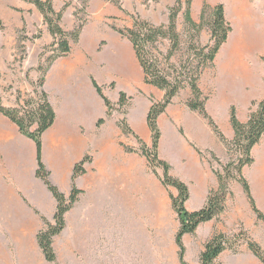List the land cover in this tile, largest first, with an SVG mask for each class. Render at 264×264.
<instances>
[{"label": "crops", "instance_id": "crops-1", "mask_svg": "<svg viewBox=\"0 0 264 264\" xmlns=\"http://www.w3.org/2000/svg\"><path fill=\"white\" fill-rule=\"evenodd\" d=\"M205 1L212 7L223 4L226 19L233 28L214 63L213 92L205 90L202 78L200 80L201 90L210 95L206 103L208 114L231 141L235 137L231 124L232 108H235L238 120L246 124L256 105L264 100V0H193L192 18L196 23L200 22ZM58 3L61 0H53L54 7ZM37 10L28 1L0 0V19L4 27L11 30L22 28L27 12L37 13ZM74 13L72 7L64 13L62 27L66 31L74 28ZM46 33L44 35L52 43V36ZM104 42L107 44L102 47ZM39 64L38 58L37 66ZM141 74L132 43L114 31L108 33L99 24H86L79 42L72 45L71 54L56 60L47 72L43 90L56 113L55 124L42 136V161L49 172V181L70 197L75 167L89 158L84 165L85 173L75 179L76 187L82 193L65 216V229L54 238L58 262L65 254L74 260L77 258L80 242L71 240V229L77 230L79 222L84 224L89 215L123 217L135 214L141 208L142 173L148 181L156 184L142 168L141 157L126 152L124 145L137 150L139 144L135 136L151 145L152 133L147 123L152 106L151 95H158L160 101L165 93L144 85L148 88L147 96L135 101L134 113L128 117L133 136L124 134L118 126L119 120L108 116V108L93 83L96 81L104 88L106 97L105 87L114 85L116 90L118 83L122 87L119 93L128 91L129 97H135L141 89ZM183 93L187 95L181 98ZM190 96L189 89L183 91L158 119L161 131L159 154L172 166L174 177L189 186L190 199L186 208L195 212L206 205L210 191L218 188L219 183L209 164L192 144L202 151L218 152V155L224 153L226 145L203 115L188 108L186 102ZM109 100L113 104L118 102ZM139 111L143 112L146 120L145 128L135 117ZM101 120L104 123L99 125ZM167 136L171 137L172 154L166 150ZM177 160L185 165L186 172L176 170ZM37 170L35 142L0 113V264H54L46 261L37 236L45 228L44 220L54 223L58 204L45 182L38 178ZM147 190L145 200L157 209L153 213L170 215L172 202L164 191L158 195L151 192L150 187ZM252 190L256 204L263 212L264 198L256 184ZM236 204L230 217L221 215L199 226L197 235L202 242L199 243L198 255L204 249L202 244L215 231L230 234L240 222L264 248V223L257 219L247 197L241 196ZM217 262L263 264L247 245L236 254L226 250Z\"/></svg>", "mask_w": 264, "mask_h": 264}, {"label": "trees", "instance_id": "trees-1", "mask_svg": "<svg viewBox=\"0 0 264 264\" xmlns=\"http://www.w3.org/2000/svg\"><path fill=\"white\" fill-rule=\"evenodd\" d=\"M35 5L44 17V23L47 25L50 35L53 37L52 44L45 50L41 57L49 51L53 53L39 65L38 71L44 72V78L39 82V99L30 98L24 104H19L18 108L5 107L0 100V113L8 117L20 129V132L33 140L37 147L38 170L37 176L42 179L57 200V211L54 217V223L45 222V228L38 233L37 240L43 251L46 261L50 263L57 262V254L54 250V238L60 235L66 227V214L74 207L82 193L77 189L75 179L85 173L84 165L89 161L86 157L82 162L76 165L73 177V189L70 197L62 194L58 188L49 181V172L42 161V136L56 122V113L49 102L48 95L44 92L43 86L45 77L52 64L72 52V45L80 40V35L84 24H80L72 31H66L62 27V20L65 10L71 3L64 5L61 11L54 9L53 0H24ZM90 0H84L87 5ZM114 4L124 11L122 0H112ZM193 0H176L175 5L170 8L168 24L155 26L139 16H132L133 25L125 31L113 28L122 37L128 39L133 47L142 68L145 85L157 88L165 93L160 102L152 101L147 123L152 132V146H147L140 138V154L146 157L152 172L160 179L163 186L169 191L174 188L177 191L175 196L169 192L174 211L178 216L179 229L175 236V243L179 249L178 256L181 264H188L185 259L186 247L184 237L194 235L199 226L203 223L218 219L226 211V201L229 195L228 183L236 179L242 186L253 212L257 215L259 221L264 222V213L258 208L253 197L250 183L243 176V169L254 163L252 155L253 149L260 144L264 138V100L259 102L255 111L251 113L250 119L246 124L241 123L236 115L235 108L231 111V124L235 131V137L228 142L212 117L206 110V103L210 95L204 94L200 88V80L207 68L214 66L216 57L222 47L228 42L232 33V25L226 19L225 8L223 4L212 7L205 1L200 22H194L192 18ZM186 10V11H185ZM185 11V12H184ZM184 14L186 26L188 27L189 43L185 46L182 37L178 31V18ZM1 29V28H0ZM204 30L210 33V42L205 46L199 43L200 35ZM164 42L170 43V48L166 53L162 52L160 46ZM187 50V59L179 64L173 60L179 52ZM264 61V58H263ZM98 94L104 100L108 108V116L112 115L113 104L105 96L104 88L96 81H93ZM189 89L190 98L186 105L191 111L200 113L206 118L213 127L215 133L227 145L229 153L232 156L229 164L223 169V173L214 171L218 178L219 188L211 190L206 205L195 212H190L186 208V203L190 199V190L185 182L174 177L171 174L172 167L169 163L161 159L159 146L161 131L158 126V119L164 114L167 108L173 103L182 91ZM39 91H36L38 93ZM127 94L120 92L119 105L123 107L127 101ZM101 120L99 125L103 124ZM124 134H133L126 121L119 124ZM126 152L137 153L136 150L124 146ZM199 152V151H198ZM202 155L201 152H199ZM236 154V157L235 155ZM163 170L159 175L157 169ZM247 246L253 254L264 264V250L253 239L247 241ZM226 250H233L228 236L221 232H215L204 245L200 255V264H220L218 258ZM238 253V251H232Z\"/></svg>", "mask_w": 264, "mask_h": 264}, {"label": "rangeland", "instance_id": "rangeland-1", "mask_svg": "<svg viewBox=\"0 0 264 264\" xmlns=\"http://www.w3.org/2000/svg\"><path fill=\"white\" fill-rule=\"evenodd\" d=\"M184 1L186 2V0ZM68 2L71 3L70 7L75 10L74 17L72 18V21H74L73 29L82 23L84 26L86 24H99L105 31L111 33L112 31L116 32L113 28L121 31L131 28L133 25L132 16H139L143 20L158 27L168 24L169 11L170 8L175 5L176 0H122L124 11H121L112 0H90L87 5L83 3L84 0H61V3H58L54 9L56 8L55 10L59 12ZM37 11V13L27 12L24 26L16 30L4 27L0 19V100L8 107L15 106L14 108H18L19 104H24L30 98H40L39 93L41 92V88H39L38 85L40 80L44 78V72L38 71V58L40 60L39 65H42L47 58L53 55V53L49 51L45 54L44 58L41 57V54H43L52 43L51 39L45 36L47 34L46 32L49 33V31L47 25L44 23V17L39 10ZM185 23L184 14H181L178 18V31L182 37L183 44L188 46L189 33ZM65 27L67 28L68 26L66 25ZM234 39L235 38H233V40ZM209 42L210 33L208 30H204L200 35L199 43L201 46H205L209 44ZM106 44L105 42L102 43V47ZM225 46L226 44L222 48ZM169 48V42H164L160 46V49L164 53H166ZM39 53L40 56H38ZM186 59L187 50L184 49L179 52L173 61L179 64ZM215 75V66L207 68L203 74L202 86L205 90H208L209 93L214 90ZM143 79L144 75L142 71V85L140 91L135 97H129L128 95H130V93L128 91L125 92L128 98L123 107L119 105V90L122 88L121 84L118 83L116 90H114V85L109 88L105 87L107 97L113 101L115 99L118 100V102L114 104L111 102L114 108L110 117L118 119L119 124L122 121H126L127 125L131 128L128 117L134 113L133 107L135 101L143 96L146 97L148 93V88L144 86ZM36 91L39 92L36 93ZM209 93L206 92L205 94L209 95ZM185 95H187V93H183L181 98H184ZM151 98L154 102L163 100L162 98L158 101V95H151ZM138 114H135V117L136 119L138 118L142 127L145 128L146 120L144 119L143 112L139 111ZM181 132L183 133V131ZM131 135L135 136L134 133ZM138 138L140 137L135 136L139 144L136 150L137 153L135 154L141 157L142 168L146 169V173L156 181V184H153L148 181L145 178V174L142 173L141 208L135 214L125 215L123 217L113 214H108L106 216H87L84 224H81V222L78 223L76 227L77 230L74 228L71 229V240L80 242L76 251L77 258L74 260L68 254H65L60 257L59 262L57 261L54 264H181L178 256L179 249L175 243V236L179 229V221L173 205L170 215L159 216L153 213V211H157V209H153L152 205L145 200L148 187H150L151 192L154 194L159 195L161 191H164L169 199V192L173 194L175 192L177 194V191L174 188H169L168 191L163 186L160 179L152 172L149 164H147L148 160L139 152L141 145ZM226 140L228 142L232 141ZM165 143L167 152L172 154L173 145L170 136L166 137ZM224 145L226 144L224 143ZM260 145L261 147L258 144L257 146L259 148L256 149V146L253 149V151L255 150L252 152L254 163L243 169V176L250 183L251 190L256 184L258 191H260L261 196L264 198V180H260V175L264 173V138L263 144ZM151 146L152 143L149 147ZM192 146L198 154L199 152L202 153V155L199 154V156L209 164L214 175V171L223 173V169L229 164L233 156L229 153L227 145L225 146L224 153L219 155L218 152L209 150L202 151L195 145L192 144ZM234 155L236 157V154ZM176 166L178 172H186V167L180 160L176 161ZM157 172L159 175L163 174V170L160 168L157 169ZM192 187L196 188V185L192 184ZM218 188L213 190H217ZM228 190L229 195L226 201V211L223 214H227V218L233 215L237 205L236 201L243 195L247 197L245 196L246 194L243 193L244 190L241 184L236 179L229 181ZM248 203L251 207L249 200ZM197 231L196 234L189 235L186 240H184L186 247L185 259L188 264H200V255L203 250L198 255L200 251L198 249H200L199 243L202 242V238L197 235ZM225 235L228 236L230 244L233 245V250L238 252L242 246L247 245L249 239L256 241L252 235H250L249 231L246 230L242 222L237 225L232 233ZM207 240L202 244L203 248ZM262 249L264 250L263 247ZM228 251L232 252L231 250Z\"/></svg>", "mask_w": 264, "mask_h": 264}, {"label": "bare ground", "instance_id": "bare-ground-1", "mask_svg": "<svg viewBox=\"0 0 264 264\" xmlns=\"http://www.w3.org/2000/svg\"><path fill=\"white\" fill-rule=\"evenodd\" d=\"M259 35V34H258ZM243 37V36H242ZM228 50V49H227ZM242 51V50H241ZM225 53H226V51H224L223 52V54L225 55ZM240 59V58H239ZM242 60H243V57H242ZM241 62V61H240ZM244 63V62H243ZM242 77V76H241ZM263 178H264V173H262L261 175H260V180H263Z\"/></svg>", "mask_w": 264, "mask_h": 264}]
</instances>
